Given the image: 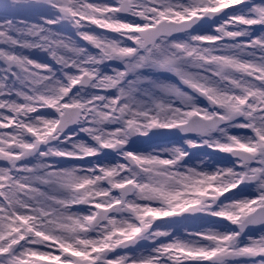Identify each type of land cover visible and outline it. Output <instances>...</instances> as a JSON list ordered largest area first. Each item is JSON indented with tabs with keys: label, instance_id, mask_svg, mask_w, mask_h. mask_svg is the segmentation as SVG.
<instances>
[{
	"label": "snow or ice",
	"instance_id": "6c2138e0",
	"mask_svg": "<svg viewBox=\"0 0 264 264\" xmlns=\"http://www.w3.org/2000/svg\"><path fill=\"white\" fill-rule=\"evenodd\" d=\"M0 264H264V0H0Z\"/></svg>",
	"mask_w": 264,
	"mask_h": 264
},
{
	"label": "rangeland",
	"instance_id": "374dc122",
	"mask_svg": "<svg viewBox=\"0 0 264 264\" xmlns=\"http://www.w3.org/2000/svg\"><path fill=\"white\" fill-rule=\"evenodd\" d=\"M36 58H43V54L41 55L40 53H38V55H37ZM180 140H182V138L181 139L179 138V139H176L175 141L168 142V143H164V144H152L147 137H144V138L141 139L142 143L140 145L141 146H144L145 149H149L150 147H147L146 148L147 145L148 146H153V147H155V146H163V145H167V144H170V143H175V142L180 141ZM190 151L191 152H194L195 153V156H202V155L206 154V153L198 154V153L195 152V149H191ZM191 226L192 227H196L198 225L197 224H193Z\"/></svg>",
	"mask_w": 264,
	"mask_h": 264
},
{
	"label": "water",
	"instance_id": "95a60500",
	"mask_svg": "<svg viewBox=\"0 0 264 264\" xmlns=\"http://www.w3.org/2000/svg\"><path fill=\"white\" fill-rule=\"evenodd\" d=\"M179 136H173L167 133H162L160 135H156V136H151L150 139L154 142V143H163V142H167V141H172L175 138H177ZM197 152H208L209 150L206 148H199L196 149Z\"/></svg>",
	"mask_w": 264,
	"mask_h": 264
},
{
	"label": "bare ground",
	"instance_id": "6f19581e",
	"mask_svg": "<svg viewBox=\"0 0 264 264\" xmlns=\"http://www.w3.org/2000/svg\"><path fill=\"white\" fill-rule=\"evenodd\" d=\"M23 15H25L26 17H28L29 19H35V16H34V14L33 13H31V12H28V11H25L24 13H22ZM33 55L35 56V57H37V55H38V53H33ZM42 55V54H41ZM142 138H140V140H141ZM182 140H180V141H177V142H175V143H180V144H182ZM139 147H141V148H144V146H141V145H139ZM147 147H150L149 148V150L153 147V146H146V148ZM193 153V155H195V153L194 152H192Z\"/></svg>",
	"mask_w": 264,
	"mask_h": 264
}]
</instances>
